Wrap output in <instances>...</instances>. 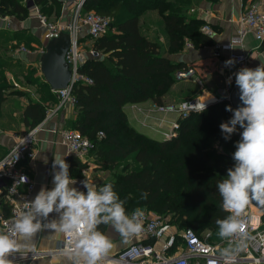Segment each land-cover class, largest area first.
Here are the masks:
<instances>
[{
    "label": "trees",
    "instance_id": "obj_1",
    "mask_svg": "<svg viewBox=\"0 0 264 264\" xmlns=\"http://www.w3.org/2000/svg\"><path fill=\"white\" fill-rule=\"evenodd\" d=\"M0 0V15L26 19L30 4L37 6L48 19L59 20L63 13L62 0ZM194 0H85L83 11H95L111 17V26L94 46L101 55L89 57L82 71L93 82H79L74 86L77 117L73 129L95 143L92 154L98 165L110 177L127 214L136 208L152 210L179 228H193L198 234L218 233L217 219L228 213L221 209L222 199L217 183L226 178L234 167L233 153L240 141L237 130L224 138L221 123L228 122L234 107L230 100L218 93L220 101L205 111L192 112L181 120L176 136L157 139L137 130L128 119L125 105L152 100L166 104L168 92L177 82V71L186 69L171 55L186 48L187 41L194 47L212 46L214 38L202 31L206 21L188 16ZM148 9H157L162 17L168 45L164 50L159 40H152L143 32L141 15ZM29 45L25 30L12 31ZM90 38V37H89ZM91 39V38H90ZM86 40V37L84 38ZM21 44V42H20ZM19 44V45H20ZM11 62L0 57V105L5 99V65ZM48 89L47 99L56 103L57 93ZM231 85V84H230ZM49 104L31 102L26 117L31 127L46 116ZM100 132L104 133L100 137ZM218 142V143H216ZM79 169L86 163L70 157V167ZM121 167V173L116 172ZM147 193V198L142 196ZM106 225L99 230L105 232ZM153 239L146 240L151 243ZM214 241L213 238H211Z\"/></svg>",
    "mask_w": 264,
    "mask_h": 264
},
{
    "label": "built area",
    "instance_id": "obj_2",
    "mask_svg": "<svg viewBox=\"0 0 264 264\" xmlns=\"http://www.w3.org/2000/svg\"><path fill=\"white\" fill-rule=\"evenodd\" d=\"M85 0H77L69 20L59 19L52 21L43 14L37 6L36 17L45 27L44 39L49 40L58 36L63 30L71 34V46L67 53V60L72 67V79L67 88L55 91L59 98L56 105L49 106L45 118L36 126L28 130L12 146L9 152L0 159V179L8 181L6 196L11 200V214L0 218L1 232L14 236L12 230L13 223L26 210V205L30 202L31 192L34 188L33 178L22 168L23 160L34 156V143L36 142L37 131L47 123L60 108L71 105L76 106V98L73 94L74 86L83 81L92 83V78L82 71L83 66L89 57H99L101 52L94 46L85 54L83 45L84 38L90 37L93 41L103 36L111 26V17L95 11H83ZM0 19H7V16L0 15ZM238 33L226 44L218 46L217 54L220 50L229 52V59L234 61L232 66L224 68L227 78L231 77V83L235 81V73L241 68L248 67L252 60V51L244 50L245 40L248 35H253L260 43L264 41V7L260 3H251L242 12L238 19ZM202 31L212 35V26L206 21L202 26ZM191 41H187L186 47H193ZM259 47V46H258ZM45 46L41 49L44 51ZM23 51H29L24 46ZM228 59V60H229ZM198 78L196 70L189 67L177 71L176 78L186 80ZM202 80H198L201 83ZM18 86L17 82H14ZM220 101L219 96H213L209 100H201L200 97L183 101L179 104L162 105V111L176 112L179 118L174 122L171 130L164 133L165 138H172L177 135L181 126V120L187 118L192 112L201 111L200 106L206 104V108ZM190 104L185 107V104ZM100 137L104 136L100 132ZM61 141L66 147V156L82 158L95 148V143L84 136L77 129H62ZM24 177H27L25 181ZM144 213L142 217L143 230L137 234L138 240L130 243L123 249L113 254L105 255L98 264H209L216 261L217 264H226L220 256V251L227 246V242L221 240L214 242L210 236L212 231L203 234L193 228H184L181 231H172L174 225L167 216H162L152 210L141 209ZM244 221L243 230L250 236L247 241L248 247L240 252L233 261L227 264H235L241 260H247L252 264L264 263V212L250 203L242 216ZM191 230V231H189ZM164 240L161 248L157 249L154 242L146 243V240ZM57 254H77L75 250L74 234H63V239L54 251ZM38 250L30 252H15L11 254L13 264L20 260H30L40 255ZM111 261V262H110Z\"/></svg>",
    "mask_w": 264,
    "mask_h": 264
},
{
    "label": "crops",
    "instance_id": "obj_3",
    "mask_svg": "<svg viewBox=\"0 0 264 264\" xmlns=\"http://www.w3.org/2000/svg\"><path fill=\"white\" fill-rule=\"evenodd\" d=\"M62 1L64 3L63 13L59 19L69 20L77 0ZM254 2L260 3L264 7V0H194L188 9V16L202 18L207 21L212 26L213 33L211 36L216 43L212 46H201L198 48L194 46L191 48L186 47L183 51L171 55V58L177 62H184L186 64L185 68L193 67L198 77L203 76L204 73H207L211 68L214 69L216 73L227 77L224 68L225 61L229 59V52L227 50H220V54L218 55L217 47L230 42L232 38L237 35L239 17L244 9ZM28 19L21 20L15 17H7L5 20L0 19V27L12 31L24 30V26ZM35 19H37L36 16ZM140 19L143 24L146 23V25H148L149 29L156 27L160 31H163L164 36L162 34L155 35L154 32H143L150 39L159 40L164 50H167L168 39L162 24L160 12L157 9H148L141 15ZM33 21L36 22L35 25H41L39 20V23L37 20ZM25 31L27 32V38L31 40V43L27 45L29 51L20 49L14 55L19 58L27 68H22L24 73H19L17 77L23 76L27 72L28 66L39 65L35 73L38 82L35 84L40 86L37 85V88H35L31 84H27V88H20L19 83H17L18 86L15 87L14 83L12 84L11 81L9 82L10 90L8 92L5 91V99L0 105V159L9 152L21 136L32 128L30 119L26 117V108L31 102H41L52 106L56 105L59 101V98L56 103L48 100V89L43 85L46 80L41 73L39 57L41 49L45 46L44 34L38 35L27 30ZM90 40L92 41V39L86 37V40L83 42L86 56H89L87 50L92 46ZM29 47L35 48L31 50ZM243 49L249 52L252 51V60L248 68L255 69L264 63V41L260 43L250 34L245 40ZM8 71H11V69L5 68V73ZM14 76H16L14 73L13 75L10 74L9 78L12 79ZM193 79L194 78L181 80V82H188L191 84L195 82ZM23 88L26 89L24 92L22 91ZM37 91H41L43 100L35 98ZM204 94L200 95L201 99L209 100L213 96H218L217 92L206 93V91H204ZM171 100L172 101H166L164 105L183 102L175 98ZM160 106L162 105H158L152 100H147L138 103H127L125 105V110L129 122L137 130L147 135L149 134L148 136H162V131L170 129L171 123L177 120L178 114L171 111H161L159 109ZM76 117L77 111L75 107L71 105L64 106L37 131L36 142L34 143V156L30 159L23 160L21 163L22 168L33 178L35 183L31 192L30 201L35 198L42 188L51 190L54 187V172L59 170L58 166L56 169L52 167L56 154L60 155L69 165V175L76 181L71 187H76L78 190L86 193L87 189L84 187L85 181L90 184L102 186L108 179V174L97 164L92 152L79 158L86 163L85 168L79 169L76 166L70 167V157L68 158L66 156V147L61 141V130L68 128L73 129V123ZM158 139L162 138L160 137ZM45 161H47V163H45ZM7 184L8 181L6 179H0V218L11 214V200L6 196ZM52 219H58V214L55 212L50 214L49 220ZM176 230L181 231L182 228L174 226L172 231ZM104 233L110 237L114 245L108 252L109 254L116 253L130 243L138 240L137 234L125 239L112 230L110 226H107ZM62 239L63 233L57 234L53 230L42 229L30 242H27L26 248L21 249L22 252L38 250L41 252L40 255L30 260H20L17 264H85L83 257L77 254H57L54 252L60 245ZM152 241L155 243L154 240ZM163 243L164 240H158L155 243L156 248H161ZM235 264L252 263L247 260H241Z\"/></svg>",
    "mask_w": 264,
    "mask_h": 264
},
{
    "label": "clouds",
    "instance_id": "obj_4",
    "mask_svg": "<svg viewBox=\"0 0 264 264\" xmlns=\"http://www.w3.org/2000/svg\"><path fill=\"white\" fill-rule=\"evenodd\" d=\"M234 61H225L232 66ZM231 83V77L229 78ZM235 83L240 90L242 106L233 110L232 118L221 123L220 128L227 140L237 130L243 129L241 140L233 153L234 167L227 170L226 178L217 183L222 199L221 209L228 213L224 219H217L218 236L227 242L220 256L226 262L248 247L250 236L243 230L242 216L247 206L256 202L264 205V63L255 69L244 67L235 73ZM190 104L186 103L185 107ZM201 112L206 104L200 106ZM47 163V161H45ZM51 190L42 188L35 198L28 202L26 210L13 223L14 236L0 232V264H13L11 254L27 247L42 229L57 234H74L75 250L83 257L85 264H98L114 247L108 235L99 230L100 225L110 226L125 239L143 230L140 208L127 214L125 201L121 200L111 183L102 186L84 182L86 193L71 187L76 181L69 175V165L58 154L55 155ZM27 181V177H24ZM147 198V193L142 196ZM58 219L49 220L52 213ZM191 231V230H189ZM209 264H217L210 261Z\"/></svg>",
    "mask_w": 264,
    "mask_h": 264
},
{
    "label": "rangeland",
    "instance_id": "obj_5",
    "mask_svg": "<svg viewBox=\"0 0 264 264\" xmlns=\"http://www.w3.org/2000/svg\"><path fill=\"white\" fill-rule=\"evenodd\" d=\"M26 3H30V1L26 0ZM30 6H31V8L29 10L28 17L26 18V19H28V18H30V19H28V21L26 22V24L24 26V28H25L24 30H27L31 33L38 34V35L44 34L45 27L41 23H40L41 25H35L36 22L33 21V20H37V22H38V19H35V16L37 14L36 8L33 4H30ZM7 17L11 18L12 16H7ZM30 20H32V21H30ZM50 20H55V17H51ZM141 26H142V30L145 32L146 31L147 32H154L155 35L162 34L164 36L163 31L162 30L160 31L156 27L155 28L152 27L149 29L148 25H146V23L143 24V22H141ZM28 34H30V33H28ZM16 37L17 36L13 32H10L9 29L0 27V57L11 61V62H8L4 66L7 69H11V71H8L7 73H5L6 74V81L4 82V84L7 85V84H9L10 81L13 84L16 81L17 83L20 84V88H22V87L27 88V84H31L35 88H37L38 84H35V83L38 82L37 81L38 79H36L35 73L37 71V68H39L38 67L39 65L28 66L27 72L23 76L17 77V75H19V73H22V74L24 73V70H22V68H27V67H26V65H23L24 63L22 61H20L19 58L15 57L14 54L18 50H20L23 46L25 48H28V47L26 44L22 43V42H24V40H20V38H16ZM20 42H21V44H20ZM93 42H94L93 40L90 42L91 45L93 44ZM29 48H31V50H33L35 47H29ZM101 57L103 58L104 55H101ZM13 73L16 76H14V78L10 79L9 75L10 74L13 75ZM193 80L195 82L189 84L188 82H181V80L178 79L177 82L175 83V85L172 87V89L168 92L166 101H172L171 99H174V98L178 99V100L180 99L181 101H187L189 99L200 97V95L204 94V91H206V93L207 92H210V93L217 92L220 95L224 96L225 98L229 97L230 84H231L228 82L229 79L225 75L222 76V75L216 73V71H214V69H212V68L209 69L207 71V73H204L203 76H199L198 78L194 77ZM198 80H202L201 83H199ZM38 86H40V85H38ZM15 87H17V86H15ZM24 88L22 89L23 92L26 90ZM9 90H10V88L7 86L5 91L8 92ZM33 91H34V89H33ZM35 98L43 100L41 91H37ZM201 100H205V99H201ZM218 102H216L214 104H217ZM159 109H160V107H159ZM178 118H179V115H178ZM178 118H177V120H178ZM173 124H174V122L171 123V127L169 130H171ZM169 130L162 131V134H163L162 136L161 135L160 136L150 135V136L157 138V139L160 137L162 139H164L165 138L164 133L168 132ZM216 143H218V142H216ZM115 171L118 173H121L122 168L119 167ZM109 178H113V175H111ZM168 218L170 219V217H168ZM210 238H213L215 242L222 240L218 236V234H216L214 232L212 233Z\"/></svg>",
    "mask_w": 264,
    "mask_h": 264
},
{
    "label": "water",
    "instance_id": "obj_6",
    "mask_svg": "<svg viewBox=\"0 0 264 264\" xmlns=\"http://www.w3.org/2000/svg\"><path fill=\"white\" fill-rule=\"evenodd\" d=\"M71 46V34L67 30H63L58 36H54L45 41L44 51L40 54L41 73L50 85L51 89L57 91L67 88L72 79V67L66 56ZM228 100L231 101L234 109L242 106L240 100V90L235 81L230 85V93ZM243 129L238 125V136L241 140ZM259 210L264 212V205H258L252 202Z\"/></svg>",
    "mask_w": 264,
    "mask_h": 264
}]
</instances>
